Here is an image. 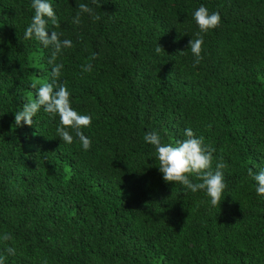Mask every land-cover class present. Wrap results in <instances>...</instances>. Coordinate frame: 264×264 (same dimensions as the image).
<instances>
[{
	"label": "trees",
	"instance_id": "obj_1",
	"mask_svg": "<svg viewBox=\"0 0 264 264\" xmlns=\"http://www.w3.org/2000/svg\"><path fill=\"white\" fill-rule=\"evenodd\" d=\"M49 2L59 22H48L49 34L73 44L56 59L64 65L58 84L91 117L82 129L91 147L71 130L73 143L63 142L58 116L43 108L32 126L15 124L36 98L32 85L50 82L53 49L25 39L32 0H0L5 264H264V196L248 175L264 170V0ZM80 4L100 20L81 13L74 24ZM201 5L221 23L200 33L203 59L195 64L189 42ZM188 128L216 149L213 170L220 157L227 164L220 206L203 190L165 182L144 139L157 132L175 145Z\"/></svg>",
	"mask_w": 264,
	"mask_h": 264
},
{
	"label": "clouds",
	"instance_id": "obj_2",
	"mask_svg": "<svg viewBox=\"0 0 264 264\" xmlns=\"http://www.w3.org/2000/svg\"><path fill=\"white\" fill-rule=\"evenodd\" d=\"M93 3H96V0H93ZM32 8L34 9V16L26 29L25 39L34 37L44 48L51 47L53 49L48 61L49 64L53 65V68L50 82H43L38 88L36 84L32 85L36 89V98L25 103L22 110L15 113V124L17 126H32L33 117H36L39 110L43 108L50 118L58 116L60 124L56 131L63 142L72 144L74 137L71 132H74L83 149L87 151L91 147V140L82 129L89 128L92 119L88 115L79 114L72 108L67 87L58 84V78L61 76L64 65L62 63L57 64L56 59L64 49L73 47L72 41L61 40V33L56 31H51L49 34V21L52 25L59 27L58 17L49 0H32ZM79 10L73 18L74 24L81 23V13L89 14L93 20H100V16L96 15L93 9L86 4H80ZM194 20L198 25L199 32L196 39L190 40L189 48L195 57V64H199L203 59L202 45L204 44L203 36L200 33H207L218 28L221 17L218 12L209 13L207 7L201 5L194 12ZM161 49L163 48L159 44L155 51L159 53ZM95 58L96 54L93 55L92 59ZM91 69V64L84 68L85 71H91ZM184 135L186 139L176 141L175 145L162 144L161 137L157 132L147 133L144 139L155 147L159 170L163 174L165 182L178 183L193 193L203 190L210 197L212 206H220L225 198L224 192L228 188L223 172L227 164L223 161V157H220L215 163V170H213V154L216 149L212 145L206 144L203 136L197 137L191 128L185 129ZM248 175L256 181L255 191L257 195L264 196V170L254 174L250 168ZM192 178L197 182H194ZM10 239L9 234H4V241ZM6 252L15 255L13 247H8ZM0 264H5L4 256H0Z\"/></svg>",
	"mask_w": 264,
	"mask_h": 264
}]
</instances>
